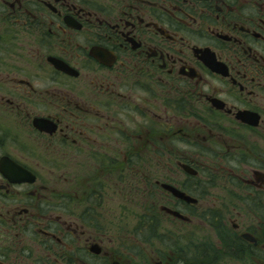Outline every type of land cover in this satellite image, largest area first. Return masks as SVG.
Here are the masks:
<instances>
[{
  "label": "flooded vegetation",
  "instance_id": "obj_1",
  "mask_svg": "<svg viewBox=\"0 0 264 264\" xmlns=\"http://www.w3.org/2000/svg\"><path fill=\"white\" fill-rule=\"evenodd\" d=\"M0 264H264V0H0Z\"/></svg>",
  "mask_w": 264,
  "mask_h": 264
},
{
  "label": "water",
  "instance_id": "obj_2",
  "mask_svg": "<svg viewBox=\"0 0 264 264\" xmlns=\"http://www.w3.org/2000/svg\"><path fill=\"white\" fill-rule=\"evenodd\" d=\"M184 169H185V171H187L190 174L194 173V171L190 167L184 166ZM163 188L166 189L167 191L171 192L176 198H179V199H181L187 203L191 204L194 202V200L190 196H187L185 193H183L179 189H176L170 185H163ZM164 210H166L169 214H172L176 218L185 219V217L182 216L178 212H175V211L170 210L168 208H164Z\"/></svg>",
  "mask_w": 264,
  "mask_h": 264
},
{
  "label": "rangeland",
  "instance_id": "obj_3",
  "mask_svg": "<svg viewBox=\"0 0 264 264\" xmlns=\"http://www.w3.org/2000/svg\"><path fill=\"white\" fill-rule=\"evenodd\" d=\"M164 225H162V230H165L167 232L166 234L169 235V232H174L178 227H182L181 224L176 223L174 220L170 218L163 219ZM170 230V231H166ZM111 237H115L116 233L110 234Z\"/></svg>",
  "mask_w": 264,
  "mask_h": 264
},
{
  "label": "trees",
  "instance_id": "obj_4",
  "mask_svg": "<svg viewBox=\"0 0 264 264\" xmlns=\"http://www.w3.org/2000/svg\"><path fill=\"white\" fill-rule=\"evenodd\" d=\"M152 214H154V213H152ZM152 219L157 220V218H156V217H153V215H152ZM153 229H154V230H157V225H154V226H153Z\"/></svg>",
  "mask_w": 264,
  "mask_h": 264
}]
</instances>
